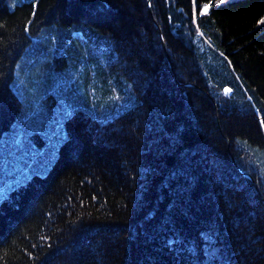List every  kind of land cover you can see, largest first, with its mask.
I'll use <instances>...</instances> for the list:
<instances>
[{"label":"trees","instance_id":"16d2710c","mask_svg":"<svg viewBox=\"0 0 264 264\" xmlns=\"http://www.w3.org/2000/svg\"><path fill=\"white\" fill-rule=\"evenodd\" d=\"M196 2L0 0V264H264V0Z\"/></svg>","mask_w":264,"mask_h":264},{"label":"rangeland","instance_id":"374dc122","mask_svg":"<svg viewBox=\"0 0 264 264\" xmlns=\"http://www.w3.org/2000/svg\"><path fill=\"white\" fill-rule=\"evenodd\" d=\"M16 1H28V0H16ZM227 1H236V0H227ZM74 79V78H73ZM70 80L72 79H67L68 82H71ZM65 92H67V89L64 90ZM53 93V90H52ZM128 97L129 95L126 94V96L124 95L123 97L120 96V104H121V109L119 110H109V109H105L101 106L96 105V103L94 102H89L86 105L90 106L92 108V110L97 113V115L99 117H113V115L115 114V112H122L124 108L129 107L128 105ZM75 105L73 104H68L65 106V114L61 115V118L64 119L68 114H70L72 112V109H74ZM5 195V192L0 191V199L1 197H3Z\"/></svg>","mask_w":264,"mask_h":264},{"label":"snow or ice","instance_id":"6c2138e0","mask_svg":"<svg viewBox=\"0 0 264 264\" xmlns=\"http://www.w3.org/2000/svg\"><path fill=\"white\" fill-rule=\"evenodd\" d=\"M215 2L217 4H219V3H223L224 0H215ZM192 4H193L194 7H196L197 12L201 16L207 15L208 12H209V9L212 7V3L211 2H207V3H203L202 5H198L196 0H192ZM149 7H151L150 3H149ZM259 23L264 24V19L260 20ZM230 91H231V89H225L226 93H228ZM262 123H264V121H262Z\"/></svg>","mask_w":264,"mask_h":264},{"label":"water","instance_id":"95a60500","mask_svg":"<svg viewBox=\"0 0 264 264\" xmlns=\"http://www.w3.org/2000/svg\"><path fill=\"white\" fill-rule=\"evenodd\" d=\"M249 178H251L249 175H248Z\"/></svg>","mask_w":264,"mask_h":264}]
</instances>
